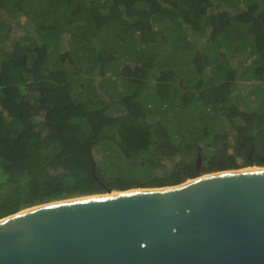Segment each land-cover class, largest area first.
Wrapping results in <instances>:
<instances>
[{
  "label": "trees",
  "instance_id": "1",
  "mask_svg": "<svg viewBox=\"0 0 264 264\" xmlns=\"http://www.w3.org/2000/svg\"><path fill=\"white\" fill-rule=\"evenodd\" d=\"M0 12V43L13 25L26 30L24 41L0 49V218L75 194L264 166L247 152H264L263 118L244 109L237 89L240 81L264 85V0H0ZM190 33L206 37L203 48ZM203 107L237 132L231 143L198 131L212 142L210 156L160 117ZM155 155L174 160L164 176H107L110 158H140L145 174Z\"/></svg>",
  "mask_w": 264,
  "mask_h": 264
},
{
  "label": "water",
  "instance_id": "2",
  "mask_svg": "<svg viewBox=\"0 0 264 264\" xmlns=\"http://www.w3.org/2000/svg\"><path fill=\"white\" fill-rule=\"evenodd\" d=\"M240 169L20 210L0 264H264V169Z\"/></svg>",
  "mask_w": 264,
  "mask_h": 264
},
{
  "label": "rangeland",
  "instance_id": "3",
  "mask_svg": "<svg viewBox=\"0 0 264 264\" xmlns=\"http://www.w3.org/2000/svg\"><path fill=\"white\" fill-rule=\"evenodd\" d=\"M0 15H3L0 12ZM6 18L11 20L13 23L17 20L12 19L11 16L5 15ZM21 18V19H20ZM19 22L27 24V21L24 16L18 17ZM23 23V24H24ZM27 30L30 32V34L33 35L35 32V26L31 23V26L27 24L25 25ZM37 34V33H36ZM26 35V30L23 28L22 24L19 25H13L12 30L10 32V38L6 41V43H0V49L2 48H7V49H12L13 46L15 45V42L17 41H24V36ZM37 36V35H36ZM38 37V36H37ZM70 36H67V39L64 40V43L67 45V41H69ZM208 78H205L204 83L208 82ZM256 83L255 82H250V81H240L237 83V89L239 92L242 93V95H245L247 100L249 102L248 106H245V110H248L249 112H256L259 116H262L263 118V123H264V85H258L257 87L254 86ZM254 88V89H253ZM107 99V98H106ZM254 110V111H253ZM3 113L0 111V116ZM171 114V113H170ZM166 114L168 116H161V118H166L169 120L168 125L169 127L167 128V131L170 133H174L176 130H181L182 131V137H184V145L186 144V139L188 138L191 143H194L195 141L200 140V132H207L208 136L206 138L208 139H213L215 140L217 136H220L221 140H223L226 136L227 139L231 142L234 143L237 138V132L233 129H231V123L230 120H228L224 115L221 113H209V111L206 108L201 109V114L197 116H189L188 114L186 115H181V114ZM4 116V115H2ZM172 122V123H170ZM200 131V132H198ZM222 135L225 137L222 138ZM198 137V138H197ZM205 139V136H204ZM176 142V140H175ZM180 143V141H179ZM179 143H175L176 145ZM183 143V142H182ZM211 141H199V144L203 148V154L205 156H210L212 151H213V146L211 145ZM153 152H156L157 150L152 148ZM120 156V155H119ZM118 156V157H119ZM99 155V159H100ZM181 158L180 155L176 157V160H179ZM150 159L156 160L154 163V166L147 171V173L142 174L146 170V168L143 166L142 161H140V158H134V157H128L125 159L119 158H110L108 160L107 165H110V170H108L107 176L108 177H116L120 175V177H123V179L127 181H140V182H146L149 179L153 177H161L164 176L165 174L168 173V169L172 168L174 165V160L166 157V156H160L157 155L154 156V158L151 156ZM102 162V160L100 159ZM264 168L263 165H258V167ZM117 167L123 168L127 170L125 173H120V171L117 169ZM247 167V166H244ZM244 167H241V169H244ZM248 168V167H247ZM257 168V167H256ZM240 169V168H236ZM246 169V168H245ZM211 173V172H207ZM206 173H203L201 175H204ZM200 176V175H199ZM194 178V177H193ZM109 179V178H108ZM190 179V178H189ZM188 180V179H187ZM186 181V180H185ZM83 195L75 194L73 196H69L67 198H62V199H68V198H77ZM41 204V203H40ZM27 208V207H25ZM24 209V208H23ZM28 209V208H27ZM26 210V209H25ZM23 211V210H22Z\"/></svg>",
  "mask_w": 264,
  "mask_h": 264
},
{
  "label": "crops",
  "instance_id": "4",
  "mask_svg": "<svg viewBox=\"0 0 264 264\" xmlns=\"http://www.w3.org/2000/svg\"><path fill=\"white\" fill-rule=\"evenodd\" d=\"M189 35V38L194 42V44L196 45L195 47H197V48H203V46H204V43H205V36H201V35H198V34H188ZM221 50H223V49H221ZM229 54H230V52H228ZM231 55H232V53H231ZM232 57L233 58H235L233 55H232ZM232 58V63H233V65H236L237 64V62H236V60L237 59H233ZM101 79V77H99V76H97V80L99 81ZM105 88H107L106 86H105ZM108 89V88H107Z\"/></svg>",
  "mask_w": 264,
  "mask_h": 264
},
{
  "label": "flooded vegetation",
  "instance_id": "5",
  "mask_svg": "<svg viewBox=\"0 0 264 264\" xmlns=\"http://www.w3.org/2000/svg\"><path fill=\"white\" fill-rule=\"evenodd\" d=\"M254 146L251 147L250 151L248 152V158L250 159H255V158H259L263 163H264V152H258L256 155L254 153ZM205 158H201L200 160L197 159V165L198 167H200L202 165V163L204 162Z\"/></svg>",
  "mask_w": 264,
  "mask_h": 264
},
{
  "label": "bare ground",
  "instance_id": "6",
  "mask_svg": "<svg viewBox=\"0 0 264 264\" xmlns=\"http://www.w3.org/2000/svg\"><path fill=\"white\" fill-rule=\"evenodd\" d=\"M257 167V168H256ZM259 169H264V168H262V167H258V166H250L249 168H244V169H240V170H259ZM137 189H141V188H137ZM118 191H112V192H110L111 194L112 193H117ZM82 197V196H81ZM24 211V210H23Z\"/></svg>",
  "mask_w": 264,
  "mask_h": 264
}]
</instances>
